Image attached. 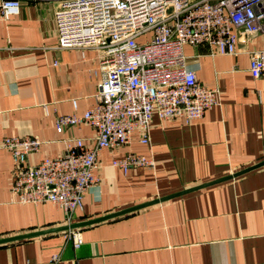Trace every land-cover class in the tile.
Instances as JSON below:
<instances>
[{
  "label": "crops",
  "instance_id": "0c3cea01",
  "mask_svg": "<svg viewBox=\"0 0 264 264\" xmlns=\"http://www.w3.org/2000/svg\"><path fill=\"white\" fill-rule=\"evenodd\" d=\"M62 0L24 1L19 15L0 18V240L67 226L48 203L14 201L15 164L7 137H37L31 165L65 153L69 139L94 141L84 125L59 134L56 118L83 116L98 103L103 53L63 49L56 14ZM235 56L209 46L184 48L198 80L220 91L203 119L154 117L150 144L139 136L99 158L100 182L72 224L88 222L207 184L264 161V80L250 73V54L264 51V34L250 36ZM77 103V108L74 106ZM129 153L155 161L125 175L113 161ZM81 231L75 249L67 232L0 245V264H264V168L239 178ZM58 256L57 261L54 258Z\"/></svg>",
  "mask_w": 264,
  "mask_h": 264
},
{
  "label": "built area",
  "instance_id": "2783aa9c",
  "mask_svg": "<svg viewBox=\"0 0 264 264\" xmlns=\"http://www.w3.org/2000/svg\"><path fill=\"white\" fill-rule=\"evenodd\" d=\"M24 1L45 0H0V18L19 15ZM56 25L61 48L103 53L96 106L83 116L56 118L59 134L87 125L95 130L94 141L69 139L63 155L38 165L29 163L42 147L37 137H7L2 149L16 168L14 201L50 203L71 225L100 182L104 150L128 146L135 134L149 145L155 116L191 124L219 105L220 91L198 80L184 48L209 46L218 55H237L247 38L264 34V0H62ZM250 73L264 80V51L250 54ZM113 167L127 175L134 168H154L155 161L129 153ZM67 238L75 249L83 245L79 230L68 231Z\"/></svg>",
  "mask_w": 264,
  "mask_h": 264
},
{
  "label": "water",
  "instance_id": "95a60500",
  "mask_svg": "<svg viewBox=\"0 0 264 264\" xmlns=\"http://www.w3.org/2000/svg\"><path fill=\"white\" fill-rule=\"evenodd\" d=\"M261 168H264V161L254 165V166H251L249 168H246V169H244V170H242L240 172L232 174V175H230L228 177H225V178H222V179H219V180L207 183V184H203L201 186H198V187H195V188H192V189H189V190H185V191L180 192L178 194H174L172 196H168V197H165V198H162V199H159V200L147 203V204H143V205H140V206H137V207H134V208L122 211V212H118V213L112 214V215L107 216V217H103V218H99V219H96V220L83 222V223L71 224V225H67L65 227L56 228V229H52V230H47V231H43V232H38V233H34V234H28V235L13 237V238H7V239H4V240H0V245H5V244H9V243L17 242V241H22V240H27V239H30V238L39 237V236L48 235V234H54V233H59V232H68V231H71V230H78V229H82V228H85V227H88V226L99 224V223H102V222H105V221H108V220H112V219H115V218H118V217H121V216H124V215H128L130 213L142 210V209H144L146 207H149V206H152V205H156V204H160V203H164V202L170 201L172 199H175V198L181 197L183 195L198 191L200 189H204V188H207V187H210V186H214V185L226 182V181H230V180L239 178V177H241V176H243L245 174H248V173L256 171V170H259Z\"/></svg>",
  "mask_w": 264,
  "mask_h": 264
}]
</instances>
